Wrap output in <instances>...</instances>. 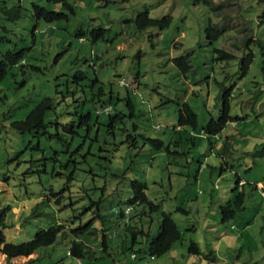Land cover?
<instances>
[{"label":"rangeland","instance_id":"rangeland-1","mask_svg":"<svg viewBox=\"0 0 264 264\" xmlns=\"http://www.w3.org/2000/svg\"><path fill=\"white\" fill-rule=\"evenodd\" d=\"M67 2L76 12L33 23L31 4L47 7L46 0H0V61L21 51L0 86L5 240L19 244L52 225L64 228L28 257L6 261L0 251V264H264V197L257 185L264 189V0ZM144 11L167 25L139 29ZM209 23L224 29L214 39L206 36ZM96 27L106 30L102 40L76 37ZM215 48L234 57L219 60ZM181 56L189 57L190 69L176 65ZM228 88L233 121L217 136L203 133ZM43 97L57 103L45 121L59 124L50 123L45 134L14 128L12 121ZM184 103L196 113L194 130L178 124ZM104 105L120 113L115 128L96 115ZM69 122L78 132L73 137L64 133ZM134 180L146 184L147 202H130ZM233 188L243 192V205L222 221ZM161 212L170 214L181 238L151 256ZM76 240L86 245L82 258L68 254ZM192 242L200 255L188 252Z\"/></svg>","mask_w":264,"mask_h":264},{"label":"trees","instance_id":"trees-1","mask_svg":"<svg viewBox=\"0 0 264 264\" xmlns=\"http://www.w3.org/2000/svg\"><path fill=\"white\" fill-rule=\"evenodd\" d=\"M48 3V6L44 5H37L36 3H32L30 6V12L32 16V20H34L33 23L43 21L45 23H55L58 22L61 18L66 16L69 10L72 14L75 11V5L68 3L67 0H46ZM49 5H54L57 8H54L53 10ZM50 7V8H48ZM16 9V16L18 19L21 16L20 8ZM66 9V11H65ZM216 9V8H215ZM147 12V11H146ZM144 11L142 13L143 19H138L137 26L139 29L143 30L146 27H152L155 24H158L160 27H163L166 24H161L158 21L148 18L147 14ZM264 17V12L261 15ZM13 20V19H11ZM263 19L260 21L262 22ZM250 21H247V25L249 27ZM206 36L210 39L216 38L222 31V29H218L216 27H213L210 23L206 26ZM105 29L102 27H96V28H90L88 30H78L76 37L81 39L83 37H87L90 41L95 40L96 38L98 40L103 39V35L105 33ZM31 33H34V26L31 29ZM89 34V36H87ZM247 36L244 38L246 39ZM251 39V38H247ZM249 41V40H248ZM214 51L217 54V59H223L228 60L232 59L234 57V54L222 49V48H215ZM21 51L19 52H7V54L3 57V59L0 61V86L3 84V81L5 78H7L10 74L9 69L11 66L17 65L19 62H21ZM94 58V57H93ZM252 59V55H249L247 57V61L243 64V69L245 70L250 61ZM176 65L181 69V71H186L191 68L190 66V60L188 56H181L176 59ZM85 78V76H83ZM96 83H99L97 79H95ZM232 96V88L224 89L221 93V109L220 114L216 118H210V120L207 122L205 126L202 127L203 133H206L208 135L217 136L225 127L227 122L233 121V117L230 115V105H229V99ZM2 98V97H1ZM0 98V99H1ZM104 104V103H102ZM57 103L54 105L51 103V98L49 97H43L41 100H39L34 107L29 111V113L24 117V119L19 121H12V126L19 130L20 132H31V131H41L42 134H45L47 126L50 125V123L54 125H58L59 123L57 121L53 122H46L45 116L49 111H53V109L56 107ZM111 106L104 105L98 112L96 111V115H103L105 116L108 121L106 123V126L115 128V126L118 124L116 121L121 119L120 113L117 114H111ZM196 113L194 110L186 103L182 104L180 108L178 109V124L182 126H190L191 130H194L196 128ZM95 123L98 126V116L95 117ZM64 133L70 134L71 137L78 134L76 131V126L73 122H69L66 124H63ZM43 130V131H42ZM57 130V129H56ZM58 141H60V132L57 130V134L55 135ZM155 142L154 144L157 146L162 145V141L160 140H154L151 139V143ZM237 183H239L237 181ZM240 184V183H239ZM146 188V184L144 182H140L137 180H134L132 183V190L134 193L133 198L130 200L131 203L139 204L147 202V196L144 192ZM235 191L236 188H233ZM243 192H237L235 191L234 198L231 202L227 203L226 205L221 206V214H222V221H228L235 217L238 210L243 205ZM6 209L0 210V251L5 255V260L9 261L13 258L17 257H28L35 253L37 249L40 247H46L52 245L58 236L59 233L63 231V225L57 224L52 225L48 227L47 229L38 230L33 237L28 240L21 242L19 244H14L7 242L5 240L4 236V230L7 228V224L5 222V215H6ZM162 217L159 223V231L157 235L152 238L148 245V252L151 256H160L163 253L170 250L172 245L180 240V231L177 227L176 222L172 219L170 214L161 212ZM87 252L86 245L82 241H73L71 246L68 249V254L71 256H74L76 258H82L84 257L85 253ZM188 252L196 255H200L201 251L198 249L195 243H191L188 247ZM32 260V259H31ZM29 259L24 264H29L31 262Z\"/></svg>","mask_w":264,"mask_h":264},{"label":"clouds","instance_id":"clouds-1","mask_svg":"<svg viewBox=\"0 0 264 264\" xmlns=\"http://www.w3.org/2000/svg\"><path fill=\"white\" fill-rule=\"evenodd\" d=\"M179 129V128H178ZM192 134V133H191ZM258 185V184H257ZM259 189L262 191L264 190L261 186L259 187ZM126 211H129V209H127Z\"/></svg>","mask_w":264,"mask_h":264},{"label":"built area","instance_id":"built-area-1","mask_svg":"<svg viewBox=\"0 0 264 264\" xmlns=\"http://www.w3.org/2000/svg\"><path fill=\"white\" fill-rule=\"evenodd\" d=\"M261 195L264 197V190L261 191Z\"/></svg>","mask_w":264,"mask_h":264},{"label":"crops","instance_id":"crops-1","mask_svg":"<svg viewBox=\"0 0 264 264\" xmlns=\"http://www.w3.org/2000/svg\"><path fill=\"white\" fill-rule=\"evenodd\" d=\"M241 182L244 184V182H243V181H239V183H241ZM243 184H242V185H243ZM258 186L260 187V185H259V184H258Z\"/></svg>","mask_w":264,"mask_h":264}]
</instances>
